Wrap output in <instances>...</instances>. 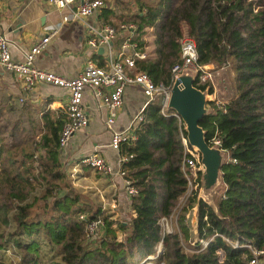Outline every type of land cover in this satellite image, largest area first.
Returning a JSON list of instances; mask_svg holds the SVG:
<instances>
[{
  "label": "trees",
  "instance_id": "trees-1",
  "mask_svg": "<svg viewBox=\"0 0 264 264\" xmlns=\"http://www.w3.org/2000/svg\"><path fill=\"white\" fill-rule=\"evenodd\" d=\"M124 5L128 13L111 24L135 23L140 51L146 45L143 35L153 31L152 56L136 60L137 70L153 83L172 82L184 35L194 39L199 64L230 65L234 71L235 96L222 107L212 101L214 111L200 121L206 141L216 135L228 154L223 187L214 199L217 213L200 202L192 239L183 207L178 231L161 234L160 219L174 212L186 190L181 169V133L186 132L172 111L162 112L159 100L143 109L135 140L120 146L121 154L132 155L122 170L137 191L130 197L134 216L129 221H114L70 185L59 161L60 121L54 124L43 114L41 128L24 114L22 103L14 104L0 111V227L14 225L9 233L0 232V264H6L1 250L8 245L19 253L16 264H42L44 245L53 253L46 264H247L253 255L246 245L264 251V0H133ZM95 57H100L97 52ZM197 194L188 197L189 207ZM97 218L104 226L87 239L86 223ZM184 239L192 243L190 252L183 249Z\"/></svg>",
  "mask_w": 264,
  "mask_h": 264
},
{
  "label": "crops",
  "instance_id": "crops-1",
  "mask_svg": "<svg viewBox=\"0 0 264 264\" xmlns=\"http://www.w3.org/2000/svg\"><path fill=\"white\" fill-rule=\"evenodd\" d=\"M104 1L105 6L101 10L84 20L63 21L62 16L68 12L59 11L49 0H0V32L5 34L9 42L12 58L22 61L24 53L31 45L48 31L55 30L47 46L36 57L35 65L71 77L80 72L87 60L96 64L100 61L106 62L103 53H99L100 57H95L96 51L86 46L87 30L99 28L105 24L112 25L111 23L119 20V16L128 13L124 5L127 0ZM134 11V4H132L130 12ZM121 37L120 33L113 41V55L120 51ZM147 47L149 44L144 45L143 51L146 52L147 57H151L154 44L149 53L146 51ZM224 67L221 68L224 69ZM127 70L130 71V69ZM211 96L216 105L224 102L217 98L216 90ZM67 99L68 92L65 88L45 83L36 85L30 91H24L15 76L0 67V111H8L14 104L22 103L24 114L32 115L35 123H38L41 128L44 122L43 114L54 124L60 121L62 126ZM145 101L146 97L140 87H127L123 94V105L109 129L106 126V109L100 106L93 93L85 91L83 104L89 117L88 125L79 129L64 148H58L61 168L70 185L80 193L85 202L93 205L96 203L94 206L101 207L105 213L111 215L114 221H129L134 216L124 179L117 174L97 173L80 161L86 155L98 153L116 171L119 167L118 159L121 152L110 146L111 131H126ZM42 133L38 135V139ZM179 202L180 199L177 203ZM192 213L193 207L188 212L191 216H188V225L192 236L195 237L196 226L191 223ZM185 220L187 222V219ZM172 222L174 228L176 226L174 219ZM10 228L13 230V225ZM2 229L0 227V231ZM48 248L46 245L43 246L42 264H46L53 254ZM1 254L6 264H16L19 260V253L12 245L2 249ZM13 256L15 259L12 258Z\"/></svg>",
  "mask_w": 264,
  "mask_h": 264
},
{
  "label": "built area",
  "instance_id": "built-area-1",
  "mask_svg": "<svg viewBox=\"0 0 264 264\" xmlns=\"http://www.w3.org/2000/svg\"><path fill=\"white\" fill-rule=\"evenodd\" d=\"M49 1L59 11L66 10L68 12L62 16L63 21L84 20L105 6L104 0ZM54 33L55 30L48 31L24 53L22 61H16L11 56L9 42L5 34L0 32V67L8 73L13 74L24 91L34 89L40 83L65 88L67 90L68 99L65 106V120L58 134V146L60 149L67 145L70 138L79 129L88 125L89 117L83 104L84 92L87 90L93 93L99 101L100 106L106 109V126L111 129L118 111L123 105V94L126 88L129 86H138L142 89L146 101L131 121L129 128L121 132L111 131L110 146L119 151L122 143L135 140V129L143 120V109L150 101L155 99L159 100L162 112H165V105L170 94L172 82L176 74L181 72L183 68L197 71L196 85L210 84L213 78L210 64L201 65L198 63V52L194 39L189 35H184L180 40L181 62L171 68L172 82L168 84L153 83L146 72L137 70L136 68V60L147 58V54L145 51L138 49L137 42L135 41L138 31L136 24L133 22L122 23L119 27L105 24L99 28H89L85 35V44L93 51H96L99 47H106V62L103 66H98L93 61L87 60L80 72L76 75L71 77L60 75L35 65L36 57L47 46ZM120 33L122 34L121 48L116 55H113L112 44ZM127 69H130V71ZM174 116L183 125L180 117L178 115ZM181 141L184 145L185 155L181 169L186 179V190L179 197L180 202L174 212L169 217H162L160 219L162 235L178 231V213L183 207H186L187 211L184 215L185 219L188 218V212L192 208L187 205L188 197L194 192H198L200 186V155L190 147L186 136H183L182 133ZM210 144H217L221 147L220 139L216 135L211 139ZM131 157L132 155L125 153L120 154L118 159L119 167L116 171L98 153L86 155L80 162L102 175L117 174L121 176L124 179L126 192L131 197L137 191L131 185L130 180L125 178V172L122 170V164ZM79 218L85 219V215L82 214ZM173 219L176 225L174 228L172 226ZM103 226V220L101 218L87 221L85 226L87 239H92L96 236ZM202 244L205 246L207 242L202 241ZM246 247L250 249L253 255L247 264H264V260L259 259V254L264 253V251H258L250 245H246ZM160 251L161 244L156 247V252L159 253Z\"/></svg>",
  "mask_w": 264,
  "mask_h": 264
},
{
  "label": "water",
  "instance_id": "water-1",
  "mask_svg": "<svg viewBox=\"0 0 264 264\" xmlns=\"http://www.w3.org/2000/svg\"><path fill=\"white\" fill-rule=\"evenodd\" d=\"M96 52L105 56L107 48L99 47ZM197 75V71L189 68L177 73L165 105L166 111L180 117L188 144L200 155V186L191 222L194 226L198 223L201 201L217 213L214 190L222 183V167L228 162L227 152L217 144H209L205 139L206 130L200 125L201 119L212 113L214 108L209 105L213 101L210 87L201 89L195 85Z\"/></svg>",
  "mask_w": 264,
  "mask_h": 264
},
{
  "label": "rangeland",
  "instance_id": "rangeland-1",
  "mask_svg": "<svg viewBox=\"0 0 264 264\" xmlns=\"http://www.w3.org/2000/svg\"><path fill=\"white\" fill-rule=\"evenodd\" d=\"M127 1L131 2L133 0H127ZM146 1L149 2V0H146ZM153 38H154L153 37V31L151 29L147 30V32L143 35V39H144V41H146V45L149 44V47H147L148 50H146L148 53L150 51H152V49H153V44H152ZM210 68L212 70L213 78H212L211 83L209 84V87H212L213 91L216 90V93L218 95L217 98L220 101H224L223 103L218 104L219 107L220 106L222 107L226 102H228L230 99H232L233 96H235V94H236L235 81H234V71H233V69H232V67L230 65H226V67H224V69H222L221 67L220 68H216L215 65H210ZM222 187L223 186H222L221 183H219L215 187L214 199H215L216 193L219 192L220 190H222ZM176 206H178V203L176 204ZM176 206H175V208H176ZM175 208H174V210H175ZM188 216L191 217L190 215H188ZM189 217L187 218V222H188ZM13 227H14V225H13ZM4 231L9 233L12 230H11V228H3L0 232H4ZM193 238L194 237L192 236V239ZM191 245H192V243L190 241H188L186 239L182 240V246H183V249L186 252H190L189 250H190ZM161 249H162V246H161ZM9 252H10V250H9ZM42 253L44 254L43 251H42ZM12 258L15 259L14 256ZM42 258H44V257H42Z\"/></svg>",
  "mask_w": 264,
  "mask_h": 264
}]
</instances>
